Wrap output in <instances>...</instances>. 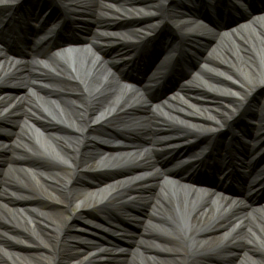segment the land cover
Wrapping results in <instances>:
<instances>
[{
    "label": "bare ground",
    "instance_id": "6f19581e",
    "mask_svg": "<svg viewBox=\"0 0 264 264\" xmlns=\"http://www.w3.org/2000/svg\"><path fill=\"white\" fill-rule=\"evenodd\" d=\"M74 3L98 20L119 22L140 11L145 15L168 12L170 20L178 17L173 0ZM185 10L187 6L179 12ZM184 18L181 28L209 37L213 43L199 56L200 66L181 89L159 104L147 103L143 88L120 80L112 64L115 60L104 59L98 51L99 37L93 46L63 47L44 55L37 64L3 57L0 50V88L25 85L24 91L0 94V122L15 120L19 125L13 141L0 140V157L5 161L0 167V264H229L225 261L229 252L219 258L224 263H219L210 259L215 253L206 247L219 244L220 249H227L231 243L239 247L231 255L233 264H264V205L253 206L182 184L173 176L166 178L169 168L164 175L160 173L150 152L159 144L167 154L172 152L197 127L204 140L215 137L222 124L248 110L252 112L245 116L247 124L263 132L251 145L264 148V12L217 31ZM143 28H121L113 33V42L135 37ZM143 107L154 118L146 119L170 135L122 152L101 149V144L107 148L118 144L102 128H129L135 110ZM123 164L151 170L108 188L75 186L78 178H87L88 170L105 171ZM150 183L155 192L147 188ZM128 186L132 191H127ZM126 194L127 201L138 196L140 203H149L148 213L140 217L141 232L133 248L94 245L82 235V226L70 223L65 215L69 208H76L78 212L72 215L82 220L87 211L101 209L107 198L108 204H115V200H126ZM83 223L93 229L99 225L92 220ZM110 232L120 230L110 228Z\"/></svg>",
    "mask_w": 264,
    "mask_h": 264
},
{
    "label": "rangeland",
    "instance_id": "374dc122",
    "mask_svg": "<svg viewBox=\"0 0 264 264\" xmlns=\"http://www.w3.org/2000/svg\"><path fill=\"white\" fill-rule=\"evenodd\" d=\"M56 209L59 210V208H56ZM69 218H70V215H69ZM218 246H219L218 244H215V245H213L211 247H206V251L211 252V253H215V257H217V258H222V257L226 256L228 254V252H229L230 255L233 254V252L231 251V248L233 250H235L233 244H231V247L229 245V248H227V249H219ZM237 249H239L238 245H237ZM235 254H236V252H235Z\"/></svg>",
    "mask_w": 264,
    "mask_h": 264
},
{
    "label": "water",
    "instance_id": "95a60500",
    "mask_svg": "<svg viewBox=\"0 0 264 264\" xmlns=\"http://www.w3.org/2000/svg\"><path fill=\"white\" fill-rule=\"evenodd\" d=\"M3 129H4V127L1 130H3Z\"/></svg>",
    "mask_w": 264,
    "mask_h": 264
}]
</instances>
